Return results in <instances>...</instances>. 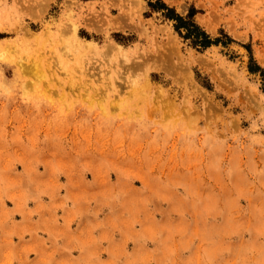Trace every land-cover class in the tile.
Here are the masks:
<instances>
[{
    "label": "rangeland",
    "instance_id": "1",
    "mask_svg": "<svg viewBox=\"0 0 264 264\" xmlns=\"http://www.w3.org/2000/svg\"><path fill=\"white\" fill-rule=\"evenodd\" d=\"M263 72L264 0H0V264H264Z\"/></svg>",
    "mask_w": 264,
    "mask_h": 264
},
{
    "label": "trees",
    "instance_id": "2",
    "mask_svg": "<svg viewBox=\"0 0 264 264\" xmlns=\"http://www.w3.org/2000/svg\"><path fill=\"white\" fill-rule=\"evenodd\" d=\"M167 17L176 21V24L174 25L176 30H178L180 27L185 28L186 33L183 37L185 39H190L193 45L206 47L211 44L208 35L193 22L183 21V19L178 15H170ZM262 75L264 76V72L262 73Z\"/></svg>",
    "mask_w": 264,
    "mask_h": 264
},
{
    "label": "bare ground",
    "instance_id": "3",
    "mask_svg": "<svg viewBox=\"0 0 264 264\" xmlns=\"http://www.w3.org/2000/svg\"><path fill=\"white\" fill-rule=\"evenodd\" d=\"M136 7H137V6H136ZM70 27H71L70 29L73 31L72 34L75 35V37H76V26H75V25H71ZM87 43L89 44V43H91V42H88V41H87ZM159 67H160V66H159Z\"/></svg>",
    "mask_w": 264,
    "mask_h": 264
}]
</instances>
